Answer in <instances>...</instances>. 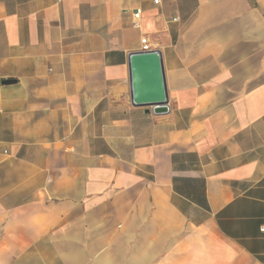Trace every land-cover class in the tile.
Listing matches in <instances>:
<instances>
[{
    "label": "crops",
    "instance_id": "obj_1",
    "mask_svg": "<svg viewBox=\"0 0 264 264\" xmlns=\"http://www.w3.org/2000/svg\"><path fill=\"white\" fill-rule=\"evenodd\" d=\"M154 1L0 0V264H264V0Z\"/></svg>",
    "mask_w": 264,
    "mask_h": 264
},
{
    "label": "water",
    "instance_id": "obj_2",
    "mask_svg": "<svg viewBox=\"0 0 264 264\" xmlns=\"http://www.w3.org/2000/svg\"><path fill=\"white\" fill-rule=\"evenodd\" d=\"M128 69L131 104L146 108L156 115L167 113L168 96L160 52L150 50L130 53Z\"/></svg>",
    "mask_w": 264,
    "mask_h": 264
},
{
    "label": "built area",
    "instance_id": "obj_3",
    "mask_svg": "<svg viewBox=\"0 0 264 264\" xmlns=\"http://www.w3.org/2000/svg\"><path fill=\"white\" fill-rule=\"evenodd\" d=\"M155 4H157V0L154 1ZM140 13L141 11L140 10H136L133 14V26L136 27L137 25V20L139 19V16H140ZM140 43L142 45L141 47V51H150L151 49L149 48V45H148V42H147V39L146 38H141L140 39ZM261 231L263 232L264 231V228H261Z\"/></svg>",
    "mask_w": 264,
    "mask_h": 264
}]
</instances>
